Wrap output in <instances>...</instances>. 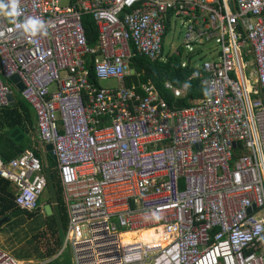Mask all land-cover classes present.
<instances>
[{"label": "built area", "instance_id": "1", "mask_svg": "<svg viewBox=\"0 0 264 264\" xmlns=\"http://www.w3.org/2000/svg\"><path fill=\"white\" fill-rule=\"evenodd\" d=\"M19 13L0 11V110L18 75L56 156L73 263L264 264V0H19ZM174 17L186 44L219 47L189 77L206 97L183 108L152 81L128 83L140 75L136 55L168 60ZM28 18L40 20L35 34L20 26ZM110 78L118 87L100 86ZM164 86L175 98L189 88ZM45 168L33 149L0 155V179L17 189L20 210L39 207ZM142 229L161 240L123 241ZM0 264L23 262L0 247Z\"/></svg>", "mask_w": 264, "mask_h": 264}, {"label": "trees", "instance_id": "2", "mask_svg": "<svg viewBox=\"0 0 264 264\" xmlns=\"http://www.w3.org/2000/svg\"><path fill=\"white\" fill-rule=\"evenodd\" d=\"M82 26L84 29V34L87 43L89 45H94L97 32L92 17L90 15H84L82 17ZM132 67L135 68L136 71L140 73V75L129 76L128 83L131 84L133 82L139 83L140 81H152L157 87L160 96L166 101V103L170 107H189L192 106L195 101L206 97V91L204 87L201 86L199 80L196 78L189 79L192 74V65L190 63L184 64L181 61V57L179 55H172L168 58L167 61H162L159 59L151 61L147 57L136 55L135 57H133ZM89 70L91 80L95 81L94 71H92L91 67ZM166 81L172 82L175 87H180L184 81H188L189 88L186 96L183 98H175L169 90L165 89L164 84ZM20 98L14 97V106H7L0 110V153L2 154L4 160H8L14 156L19 155L30 145L28 141L31 139L28 138H25L21 142H15V139L10 137V134L14 129L19 128L22 130L23 127H26L25 124H28L30 128L35 127L32 131L35 140L39 139L36 129V114L31 108V106L26 101ZM5 126L9 128L8 133H2V130ZM35 153L38 156L41 155L38 151H35ZM48 157L51 161V164H56V159H53L49 155ZM45 173L48 177L49 185L47 188H49V194L51 195L50 201H52L53 198H56L59 203V209L66 215V208L62 198V189L59 176L54 173L52 169L49 168L45 169ZM2 182L7 186L8 183L5 182L3 179L0 180V184ZM13 199L14 198L10 194H7V198L0 196V203L5 202V209L15 210L17 206H15ZM17 210L26 212L28 215H32V212L20 210L19 208H17ZM0 214H3V212H0ZM1 217H3V215H0V218ZM121 237L124 242H135L138 240L156 241V239H154L156 237V234L153 232L152 229L126 231L121 234ZM62 244L63 241L61 240L60 242L56 243V246L49 247L46 252L41 253L39 256L37 252V260H45L50 256L52 257L57 252V250L63 246ZM70 257L71 253L69 251V248H66L63 251V261H65V264H69ZM56 264L59 263L56 262Z\"/></svg>", "mask_w": 264, "mask_h": 264}, {"label": "crops", "instance_id": "3", "mask_svg": "<svg viewBox=\"0 0 264 264\" xmlns=\"http://www.w3.org/2000/svg\"><path fill=\"white\" fill-rule=\"evenodd\" d=\"M18 92L20 93V91H18ZM12 93H13L12 97L14 99V90H12ZM25 126L26 127H23L22 130L19 128H17V129L20 130V134L24 135V138L22 140H24L25 138L31 139L32 142L30 143V145L27 148L33 149L34 151H38L41 154L40 156L43 157V159H44V163L46 166L45 169H48V168L52 169L54 171V173H56L59 176V171L57 168V162L54 165L51 164V161L48 157V155L49 156H51V155L47 152L46 145L45 144L43 145L45 150H43L41 147H36V145L38 146L39 142H37L35 140V137H34V134L32 131L35 127L30 128V126L28 124L27 125L25 124ZM4 132H7V133L9 132V128L7 126H5L4 129L2 130V133H4ZM15 142H17V141H15ZM0 155H2V154L0 153ZM2 158H3V156H2ZM4 181L7 182L8 184H7V186L3 182L0 184V196L7 198V194H10L14 198L15 193H17V189H15V187L12 183H10L6 180H4ZM61 189H62V187H61ZM50 197H51V195H48V200H46V203H43L42 207L39 204V207L34 212H32V215H28L26 212H23V211H18L17 208H15V210L12 209L13 211L5 209L6 208L5 202L0 203V212H3V214H0V215H3V217L0 218V221H2V223L0 224V231L6 232L4 230L7 229V231H9V230H13L14 228H17V226H11V227L9 226V224L12 221L17 223V225L19 227H21V229H22L21 231L14 230L12 234H15V236L19 235L20 233L23 234V236L21 237V241L24 242L23 246L27 249L25 252H23L25 254H22V252H19V256L22 259L20 261H22L24 264H40L41 260L36 261L38 259V258H36L37 252H38V256H39L41 253L46 252L47 249H44L45 247L49 248V247L56 246V243L60 242L61 240L63 241V244H62L63 246L60 249H58L57 252L52 257L50 256V257L46 258V260L47 259L51 260V263H49V264H56V262L61 263V264H65V261H63V251H64L63 247H64L65 233H66L67 229L61 233L60 227H62V225L65 227H68L69 218H68L67 204H66L63 192H62V198H63V202H64L65 208H66L65 209L66 215H65L59 209V206H58L59 203H58L57 199L53 198L52 201H50ZM13 202H14V199H13ZM47 205L51 206V209H52L51 214H47V212L44 208ZM41 208L43 210H45L44 212L46 213V216L43 218V220L35 222L36 216H38V214L41 213V211H42ZM48 218H52L53 220L48 221ZM31 228H32V230H30ZM10 241H11V239H10ZM34 241H35V243L38 244V248L36 250H34L35 248L33 249V245L35 244ZM13 243L15 244V243H17V241H13ZM43 261H45V260H43Z\"/></svg>", "mask_w": 264, "mask_h": 264}, {"label": "rangeland", "instance_id": "4", "mask_svg": "<svg viewBox=\"0 0 264 264\" xmlns=\"http://www.w3.org/2000/svg\"><path fill=\"white\" fill-rule=\"evenodd\" d=\"M67 4H68V0H60V7H65L67 6ZM185 31H186V27L181 18L174 17L171 19L163 42V51L165 58L166 57L169 58L172 55H179L181 57V61L184 64L190 62V64L193 66V65H199L203 63V61L212 59L214 57L215 52L219 50V47L216 44H214L213 41L197 43V44H193V43L186 44L184 42ZM100 86L103 88H116L118 87V81L115 78L100 80ZM13 90H14V97L20 98V93L14 88ZM36 141L39 142L38 146L36 145V147H41L43 150H45L43 146L44 143L40 139ZM28 142L31 143L32 141L30 140ZM48 195H50L49 188H47L46 191L41 196L39 202L41 207L43 206V203H46V200H48ZM41 210H42L41 213H39L38 216H36L35 222L43 220V218L46 216V213L44 212L45 210H43L42 208ZM51 220L53 219L48 218V221ZM9 226L10 227L17 226V228H14L13 230H9V231H7V229L4 230L6 232L0 231V246L8 250L10 254H12L15 258L22 260L21 257L19 256V252L25 254L23 252H25L27 249L23 246L24 242L21 241V237L23 236V234L20 233L17 236H15V234H12L14 230L21 231L22 229L17 225V223L13 221L9 224ZM66 229L67 227L62 225V227H60L61 233ZM119 229L122 231L127 230V228H121V227H119ZM30 230H32V228ZM13 241H17V243L14 244ZM37 248H38V244L35 243L33 245V249L36 250ZM44 249H48V247H45ZM36 261H40V260H36ZM49 263H51V260L45 259V261L41 260L40 264H49ZM69 264H74L71 257L69 260Z\"/></svg>", "mask_w": 264, "mask_h": 264}, {"label": "clouds", "instance_id": "5", "mask_svg": "<svg viewBox=\"0 0 264 264\" xmlns=\"http://www.w3.org/2000/svg\"><path fill=\"white\" fill-rule=\"evenodd\" d=\"M0 11H4L5 14L7 16H9V17H12V18L17 17L20 14L19 13V0H8L7 3H5L4 0H0ZM20 26L23 29H25L26 31H31L33 34H35V32L38 30V28L40 26V20L39 19H35V18H28V20L23 22ZM11 86H12V84H11ZM13 88L14 87L12 86V90H13ZM29 212H33V211H29ZM66 248L67 247H65L64 250Z\"/></svg>", "mask_w": 264, "mask_h": 264}, {"label": "water", "instance_id": "6", "mask_svg": "<svg viewBox=\"0 0 264 264\" xmlns=\"http://www.w3.org/2000/svg\"><path fill=\"white\" fill-rule=\"evenodd\" d=\"M9 81L11 82V84L14 87L15 90H18V91L21 92L24 89L23 83L20 81L18 75L14 74V75L10 76L9 77ZM14 105H15V101H14L13 97L9 96V106H14ZM10 137L14 138L15 141L20 142L24 138V135L20 134V130L19 129H15L10 134ZM46 150L54 159H56V156L53 153V146L51 144H47L46 145ZM45 210H46L47 214H51L52 213L51 206H49V205H47L45 207ZM1 223H2V221H0V224Z\"/></svg>", "mask_w": 264, "mask_h": 264}, {"label": "bare ground", "instance_id": "7", "mask_svg": "<svg viewBox=\"0 0 264 264\" xmlns=\"http://www.w3.org/2000/svg\"><path fill=\"white\" fill-rule=\"evenodd\" d=\"M160 236H161L160 234H156V237L154 239H156V241L161 240Z\"/></svg>", "mask_w": 264, "mask_h": 264}]
</instances>
